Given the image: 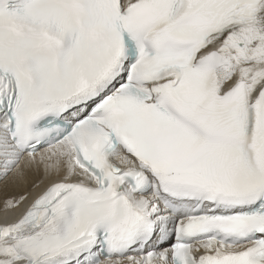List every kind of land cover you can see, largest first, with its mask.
I'll use <instances>...</instances> for the list:
<instances>
[{"label": "snow or ice", "instance_id": "snow-or-ice-1", "mask_svg": "<svg viewBox=\"0 0 264 264\" xmlns=\"http://www.w3.org/2000/svg\"><path fill=\"white\" fill-rule=\"evenodd\" d=\"M0 264H264V0H0Z\"/></svg>", "mask_w": 264, "mask_h": 264}, {"label": "bare ground", "instance_id": "bare-ground-1", "mask_svg": "<svg viewBox=\"0 0 264 264\" xmlns=\"http://www.w3.org/2000/svg\"><path fill=\"white\" fill-rule=\"evenodd\" d=\"M39 178H40L39 174H35V173L30 174L28 183L18 186L17 188L14 189V191L17 193L28 191V192H32V194H34L32 188H31V184L33 181L38 180ZM22 210H23V207H21L20 211H22Z\"/></svg>", "mask_w": 264, "mask_h": 264}]
</instances>
